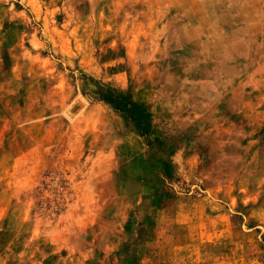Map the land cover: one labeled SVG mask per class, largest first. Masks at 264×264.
<instances>
[{"label":"rangeland","instance_id":"obj_1","mask_svg":"<svg viewBox=\"0 0 264 264\" xmlns=\"http://www.w3.org/2000/svg\"><path fill=\"white\" fill-rule=\"evenodd\" d=\"M122 2L0 0V264H264V73L225 125L179 127L154 61L188 55Z\"/></svg>","mask_w":264,"mask_h":264},{"label":"crops","instance_id":"obj_2","mask_svg":"<svg viewBox=\"0 0 264 264\" xmlns=\"http://www.w3.org/2000/svg\"><path fill=\"white\" fill-rule=\"evenodd\" d=\"M122 4L123 10L130 5L137 8L138 28L147 34L143 47L161 43L160 48L188 55L154 61L155 70L178 67L168 73L175 85L162 90L169 91L162 98H173L169 112H163L172 123L183 127L193 121L196 127L213 121L216 129L224 124L220 120L227 109L242 111L246 76L254 80L264 73V0H123ZM152 108L166 120L161 114L164 106Z\"/></svg>","mask_w":264,"mask_h":264},{"label":"trees","instance_id":"obj_3","mask_svg":"<svg viewBox=\"0 0 264 264\" xmlns=\"http://www.w3.org/2000/svg\"><path fill=\"white\" fill-rule=\"evenodd\" d=\"M101 99L113 105L120 111L125 119L133 121L139 128L143 122L151 126L153 115L142 104L135 102L130 93L119 91L117 89H102Z\"/></svg>","mask_w":264,"mask_h":264}]
</instances>
